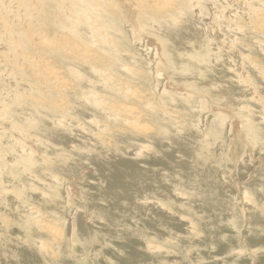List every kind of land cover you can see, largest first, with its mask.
Returning <instances> with one entry per match:
<instances>
[{
  "label": "bare ground",
  "instance_id": "1",
  "mask_svg": "<svg viewBox=\"0 0 264 264\" xmlns=\"http://www.w3.org/2000/svg\"><path fill=\"white\" fill-rule=\"evenodd\" d=\"M263 48L264 0H0V264H101L73 252L78 239L91 254L94 238L114 237L62 219L80 211L67 206L76 192L92 222L152 253L178 245L181 264H264ZM96 113L107 120L95 116L92 143L119 157L88 153L113 175L110 192L86 193L39 150L44 134L64 141L63 129L83 130L76 115Z\"/></svg>",
  "mask_w": 264,
  "mask_h": 264
},
{
  "label": "rangeland",
  "instance_id": "2",
  "mask_svg": "<svg viewBox=\"0 0 264 264\" xmlns=\"http://www.w3.org/2000/svg\"><path fill=\"white\" fill-rule=\"evenodd\" d=\"M140 41H142V39L139 40V42ZM131 45H132L131 47H134L133 43H131ZM253 58L257 60L258 64L264 66V57L263 56L253 55ZM86 77H88V76H86ZM0 88H2V86ZM75 105H76V103H75ZM10 106H11L10 115L12 117L11 122L17 121L16 119H19V114L15 110L16 108H15V106L12 105V103L10 104ZM77 106H78V103H77ZM90 108H92V107H90ZM79 109L80 108H78V107H74L75 113ZM90 110H89V113H90ZM88 114H80V115H76V117H75L76 121L78 123H81L84 126L82 128L83 130L79 129L81 132H83V135H81L82 133L79 132L78 129L75 130V129H71V128L63 129L64 133L62 132V137L64 136L63 137L64 141L53 139V138L47 136L46 134H44L43 137L46 136V137H44V143H45L44 149L46 147H47V149H45V150L44 149L43 150L38 149V150L43 152L45 154V157L52 159V162L49 163L48 165H45V166H47L48 168L62 167L61 170L58 171V169H56V170L54 169L52 172L54 174H57L59 177H61V179L68 182L70 184V186L73 187L74 189L77 188L78 190H80L82 192L84 191L86 193L87 192L92 193V192H96L100 189L106 188L110 192L111 191V187H110L111 185L107 181V178L111 177L113 175V173H111L108 170H106V171L104 170V172H101L102 170L100 171L99 169H98L99 170V172H98V170H96V168H98V165L96 164L97 161L90 160V156H92V158H96V159L103 158L107 162H113L119 156H117L115 154L117 156V157L115 156L116 159L111 158V156L114 157L113 153H110V155H108L109 153L106 152V150H102L101 146L99 144H96L95 142L92 143L91 136L93 133H97V132H95V131H97V129H96L97 121L99 124L100 123H106L107 119H105L104 117L100 116L97 113H96V115L92 114L93 117L91 119L90 117H86ZM95 116H96V118L98 117L99 119L97 118L98 119L97 120L95 118ZM194 120L195 121L193 122L192 126L194 128L198 129V125H199L200 121H199L198 117H195ZM91 121H92L93 126H89V125H91ZM211 121H212V117L207 116V118L205 119V123H202V125L205 124V125L209 126ZM88 122H90V124ZM89 127L90 128L92 127L91 130L89 129ZM93 128L96 130H94ZM24 129L29 130V127L24 126ZM84 130H85V132H84ZM84 133H86L85 135L88 137H86L84 135ZM88 133L91 136H89ZM4 140L8 141L6 143V145H12L15 143L14 138L6 137ZM79 141L85 142V144L89 143L90 146H86L85 148H78L76 146V143ZM28 151H37V150L36 149L35 150L28 149ZM88 153L90 156H88ZM99 155H101V156H99ZM83 157H85V158L88 157V159H89V160L87 159L88 161L86 160L84 165L82 164V160H85ZM38 162L42 163V160H40ZM88 163H89V165H87ZM110 168H112V166H110ZM8 182H9V179L4 178V184L7 185ZM60 188H61L60 190L59 189H57V190H59L61 195H63L65 193V189H63L61 186H60ZM11 189L14 190L13 187ZM67 202H68L67 206L72 205V206H74V209H79L80 211L78 212L76 210H72L71 211L72 214L69 213V215H68V211H66L65 213H63L62 219L63 218L67 219L68 216H69V218H73V216L75 214H77V215H75L77 221L79 222V221H81V219L82 220L84 219V221L88 225V228L90 227V229H92L93 232L101 229V231H103L104 233H107L104 231L106 229L109 231V233H107L108 235L113 234V236H114L113 237V243L111 245L112 248H111V246L110 247L109 246L104 247L103 242H97L96 238H94L93 239V245L95 247L92 250L91 254H88L89 252L87 254H85V252H83L81 250L82 248H80L81 246L79 245V240H81V239L76 240V242H74L75 245H73V247H72L73 252L77 255V257L82 258V259L84 258V260H85L84 262H87V263L99 262L101 264H111L110 260L114 259V260L120 261L121 264H127V262H124L127 260L126 258H123V257L119 258V256L118 255L116 256V254L114 253V249L119 248L120 250H123L126 254L131 255L132 261L137 263V264H165V263H167V264H181V262H182L181 258L183 256L182 257H180V256L184 255L182 247H180L178 245L174 246V245H171L170 243H167L166 241H163L162 246L165 247V248L162 247L163 249L169 248V249L174 250V248H173V246H174L176 248L175 249L176 253L178 254V252H179L180 254L179 255L175 254L174 256L173 255L167 256V254H164V253H152L151 251L147 250V248H146L147 243L146 242H143V241L142 242H140V241L130 242L127 239L116 237V235H117L116 230L117 229L110 232L108 225L103 224L104 222L103 223L92 222L94 219H96L95 218L96 216L93 215V212L90 210V205L88 206V204L85 201V198H80V196L77 195V192L73 196H72V194H70V199L67 200ZM111 203L112 202L109 200H107V201L99 200L98 201V205L102 208L110 207ZM1 209H3V208L1 207ZM79 213H81V214H79ZM65 214H67V215H65ZM70 216H72V217H70ZM77 216H78V218H77ZM149 218H153V217L149 216ZM10 219H11L12 223L17 222L15 224H18L19 220H20L18 218H14V220H13L11 217H10ZM118 226H122V225H118ZM5 233H7V235L10 237L22 236V233L24 235V232L20 227L16 228V230H12L11 232L6 231ZM178 233L182 234V232H179V231H178ZM123 234H124L123 231H121L120 235H123ZM183 236H186V234H184ZM81 242H83V241L81 240ZM182 244H183V242H182ZM94 252H95V254H94ZM165 253H168V252H165ZM123 259H126V260H123ZM261 261L263 262V260H261ZM203 264H215V263H213L211 260H208V261L204 262Z\"/></svg>",
  "mask_w": 264,
  "mask_h": 264
}]
</instances>
